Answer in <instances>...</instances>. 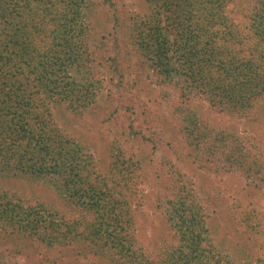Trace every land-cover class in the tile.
<instances>
[{
  "label": "trees",
  "instance_id": "obj_1",
  "mask_svg": "<svg viewBox=\"0 0 264 264\" xmlns=\"http://www.w3.org/2000/svg\"><path fill=\"white\" fill-rule=\"evenodd\" d=\"M98 1L117 10L113 0ZM145 1L149 11L128 33L160 85L174 89L164 111L181 125L188 144L215 156L227 170L239 166L264 183V137L214 126L197 116L189 101L197 88L219 113L242 115L264 103V0L242 1L240 8L228 7L234 0ZM90 2L0 0V164L54 178L76 211L74 218H60L42 201L0 189V228L47 246L79 238L100 243L114 256L110 264H254L221 253L211 240L195 180L174 169L168 171L164 203L173 242L151 254L136 246L133 223L140 198L132 185L138 179L121 167H128V159L112 158L111 166L101 169L58 125L54 105L83 112L105 79L117 89L124 86L117 43L114 55L95 57L91 48ZM107 44L101 40L99 50ZM94 61L102 68L95 69ZM241 213H235L237 221L251 238L253 220Z\"/></svg>",
  "mask_w": 264,
  "mask_h": 264
},
{
  "label": "rangeland",
  "instance_id": "obj_2",
  "mask_svg": "<svg viewBox=\"0 0 264 264\" xmlns=\"http://www.w3.org/2000/svg\"><path fill=\"white\" fill-rule=\"evenodd\" d=\"M90 1L86 15L95 44L91 48L98 53L95 57L114 55L117 43L124 86L117 89L105 79L96 101L83 112L54 105L52 113L61 129L92 154L97 167H110L112 158L128 159L130 167H121L133 181L138 179L137 185L131 182L140 198L134 213L135 245L151 254L173 242L164 203L168 171L174 169L195 180L207 209L211 240L221 253L234 262L264 263V183L239 166L227 170L215 156L188 144L181 134V125L164 111L165 98L174 89L160 85L155 72L135 51L128 33L134 21L149 11L148 3L113 0L117 7L114 11L98 0ZM242 1L244 5L247 0H234L228 7L240 8ZM114 13L118 28H113ZM110 30L116 34V41ZM101 40L108 43L105 50H99L103 46ZM96 64L94 61L95 69L102 68ZM196 89H191L189 101L197 116L228 131L264 137L263 102L249 113L229 115L210 109L207 99ZM138 164L140 169L136 168ZM58 187V181L50 176L36 177L0 164V189L42 201L60 218H74L72 203ZM236 212L253 220L251 238L237 221ZM16 235L0 228V264H110L114 259L108 246L82 238L66 245L47 246Z\"/></svg>",
  "mask_w": 264,
  "mask_h": 264
}]
</instances>
